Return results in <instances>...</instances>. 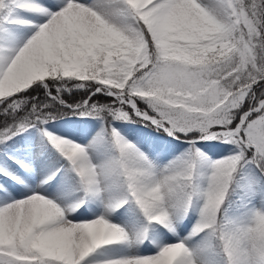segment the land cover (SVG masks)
Returning <instances> with one entry per match:
<instances>
[{"label": "snow or ice", "instance_id": "snow-or-ice-1", "mask_svg": "<svg viewBox=\"0 0 264 264\" xmlns=\"http://www.w3.org/2000/svg\"><path fill=\"white\" fill-rule=\"evenodd\" d=\"M17 25H31L19 44ZM0 39V152L37 128L65 161L42 183L63 169L81 203L106 210L79 220L38 192L0 204V264H84L98 250L92 264H264V210L222 213L233 186L264 199V0H0ZM65 116L99 120L102 132L81 146L44 127ZM121 121L189 147L157 166ZM213 140L232 151L212 160L201 142ZM105 144L111 155L93 163L88 149ZM194 196L196 223L169 242ZM126 204L142 217L133 231L106 218ZM150 238L148 254L104 255Z\"/></svg>", "mask_w": 264, "mask_h": 264}, {"label": "rangeland", "instance_id": "rangeland-1", "mask_svg": "<svg viewBox=\"0 0 264 264\" xmlns=\"http://www.w3.org/2000/svg\"><path fill=\"white\" fill-rule=\"evenodd\" d=\"M35 19L36 17L34 16L33 20L35 21ZM30 27L31 25L14 26L13 30L17 34V39L14 43L19 44L24 38L30 35ZM3 43L4 40L0 39V44ZM113 126L129 142L144 152L157 166L167 164L189 147L183 138L179 140L173 139L171 136L157 132L143 124H122L120 122H114ZM44 127L50 133L56 134L61 138L70 139L81 146H88L89 142L102 132V124L96 119H88L83 124H79L73 120H69L68 122L62 121L59 124H53V126L52 124H46ZM44 138L37 128H30L22 137V146L0 152V204L12 199L23 198L32 192H38L44 194L47 198H58L60 206L62 208H70V215L79 220H90L105 213L104 205L97 198L87 197L83 203L79 201L81 193L76 191L78 185L71 178V174L63 169L56 174L54 179L47 183H42L44 176L48 177L57 167L65 163L55 148H47L45 145L46 142H43ZM201 144L212 146L211 148L207 146L201 148L212 160L225 157L232 151V146L222 144L219 141H202ZM88 153L93 163H99L102 159L111 155V151L106 144L99 150L89 148ZM239 175H244L249 179L252 178L250 169L242 170L241 173H238V177ZM5 181H7V184ZM195 183L200 187L206 184L204 170H198ZM233 187L235 190H230L222 206L223 215L235 219L242 215V209L244 208L264 210V199L256 196L251 198L249 202V198L241 188ZM201 205L202 202L200 199L194 196L190 211L183 219L177 222V235H173L172 233L166 234L169 242H175L169 234L173 237H179V235L184 237L188 235V232L198 219ZM129 207L126 204L120 209L113 210L106 215V218L110 222L124 227L127 231H133L139 226L142 217H139L138 213L132 214L125 211ZM81 209H83V215L77 216V213ZM146 242L149 244L148 248L154 251L150 247L152 246L150 238L139 245L138 249L135 247L130 249L125 245L119 244L106 246L103 252L104 255H121L130 251H139L142 254H148L144 251V244ZM142 246L143 248L141 249ZM102 258L103 256L98 250L97 253L85 258L84 264H92L93 261Z\"/></svg>", "mask_w": 264, "mask_h": 264}, {"label": "trees", "instance_id": "trees-1", "mask_svg": "<svg viewBox=\"0 0 264 264\" xmlns=\"http://www.w3.org/2000/svg\"><path fill=\"white\" fill-rule=\"evenodd\" d=\"M65 119H70V120H74V121H77V122H80V123H83L86 121L87 118H81V117H76V116H65L63 117L62 119L60 120H54V121H51L49 123H58L60 122L61 120H65ZM22 137H23V134L20 136V137H16L14 139H16L18 141V143L14 146V147H17L20 145L21 143V140H22ZM46 146L47 147H51L50 143L48 141H46ZM3 146H0V148H2Z\"/></svg>", "mask_w": 264, "mask_h": 264}, {"label": "bare ground", "instance_id": "bare-ground-1", "mask_svg": "<svg viewBox=\"0 0 264 264\" xmlns=\"http://www.w3.org/2000/svg\"><path fill=\"white\" fill-rule=\"evenodd\" d=\"M47 177L46 176H44V178H43V180H45ZM65 198V197H64ZM51 199H53V201L54 202H56V203H58V205L60 206V204H59V202H58V198H51ZM66 199H67V196H66Z\"/></svg>", "mask_w": 264, "mask_h": 264}]
</instances>
